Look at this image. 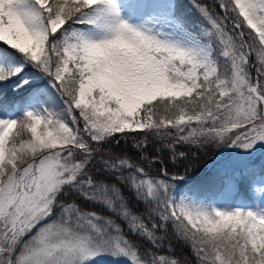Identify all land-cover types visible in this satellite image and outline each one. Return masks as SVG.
Instances as JSON below:
<instances>
[{
	"label": "snow or ice",
	"instance_id": "snow-or-ice-1",
	"mask_svg": "<svg viewBox=\"0 0 264 264\" xmlns=\"http://www.w3.org/2000/svg\"><path fill=\"white\" fill-rule=\"evenodd\" d=\"M217 6L193 20L180 0H0V264H180L152 250L169 229L198 264H264V0ZM126 133L232 149L226 198L105 158Z\"/></svg>",
	"mask_w": 264,
	"mask_h": 264
},
{
	"label": "rangeland",
	"instance_id": "rangeland-1",
	"mask_svg": "<svg viewBox=\"0 0 264 264\" xmlns=\"http://www.w3.org/2000/svg\"><path fill=\"white\" fill-rule=\"evenodd\" d=\"M181 3L184 5V10L185 12L193 19L196 20L199 17V13L195 7V5L197 4H202V5H207L212 11L218 13V14H222L220 8L217 6V0H180ZM252 63H255V57L253 56L251 58ZM255 68L252 69L253 74H255ZM43 88V85H42ZM57 97L59 94H56ZM21 100L19 98H17L16 101V107L19 108L20 104H21ZM116 139L119 140V143H116ZM116 139L113 140V142L110 145H106V146H120L121 142H125L124 140L128 141L129 139L132 141H134L135 144H132L134 147H136V149L141 151L140 155H134V157L138 158L139 160L142 159V161L146 162L147 164H142L144 165L145 170L147 172H149V174H153L154 172H152L154 170L153 168V164H160L161 167L158 169H164L165 165L167 166H178V165H182L183 167H191V165H195L198 166L196 171L191 172V173H182V175H176L173 174L170 177H176L174 181V183L181 189V191L186 192L189 188H193L194 186L197 189V194L199 196H202L204 198H208L211 200H223L226 198L225 194H218L219 192V188L216 192H214L213 190H211V186H208L210 184H207V182L203 181L206 180V174L208 172H212L214 173L213 175L216 177H211L212 181H215V178L217 179V175L221 169L222 163L224 160L229 158V153H231L233 150L223 147V146H217L215 144H206V145H200L201 148H210V150H208L209 152L205 153V154H200L195 152L193 149H197L194 145H190V144H175V136L171 137V138H167V139H163L161 140L160 138L157 137H153L151 135L145 136L144 133H126L124 135L118 136ZM154 141L160 142L161 144L159 145L158 148H156L154 146ZM164 141V143L162 142ZM175 144V152L178 154L180 152H184L186 154V158H184L182 161L181 160H176L173 161L171 159V151L166 147V145L168 144ZM139 144H144L146 145L145 147H138L137 145ZM197 151V150H196ZM198 155H201V162H199L198 159ZM133 162V161H132ZM140 162V161H138ZM134 163V162H133ZM136 164V163H135ZM256 165H257V170L259 168L260 165H264V156L262 157H258L256 158ZM179 167V166H178ZM162 171V170H161ZM196 173V174H195ZM192 174V175H189ZM209 176V175H207ZM183 177V182H181L180 178ZM210 178V179H211ZM213 184V183H211ZM259 187L258 184L254 183L252 185V189L249 193V195L252 197V201L255 204H259L260 200H259V195L260 193L256 191V189ZM210 188V189H209ZM205 189V190H203ZM213 189V188H212ZM239 202L243 203L245 202V197L243 195H241ZM144 205V204H143ZM83 207H86V204H82ZM142 207L141 204L138 203V208ZM132 239H135V237H132ZM137 240V243H139L141 245V250L145 249V248H149L148 245L144 244L142 241L147 242L145 240ZM180 249L179 252L180 253H185V249H190L191 253H192V261H188L186 263L188 264H195L197 260L196 256L193 253V250L186 244H184L183 242H179ZM183 244V246H182ZM164 245V244H163ZM166 246V245H164ZM162 248V247H160ZM164 253L162 250L159 254L161 255H165L162 254ZM184 261V259H183ZM185 262H180V264H186ZM103 264H110V261L105 259Z\"/></svg>",
	"mask_w": 264,
	"mask_h": 264
},
{
	"label": "trees",
	"instance_id": "trees-1",
	"mask_svg": "<svg viewBox=\"0 0 264 264\" xmlns=\"http://www.w3.org/2000/svg\"><path fill=\"white\" fill-rule=\"evenodd\" d=\"M181 3V1H180ZM125 142H121V145L120 146H105L104 147V155H105V158H107V154L108 153H112L113 156H124L128 159H130L131 161H133L134 163L136 164H139L140 166L144 167V165L142 164H147L145 161L143 162L142 159H138L136 157H134V155H140L141 154V151L136 149V147H134L132 144H135L134 141L132 140H124ZM164 143V141H162ZM161 143L160 142H157V141H154V146L156 148L159 147ZM197 149V151L195 149H191V150H194L195 152L197 153H200V154H205L207 152H209L208 150H210V148H201L200 145H194ZM97 161L100 160V157L97 156L96 157ZM199 162H201V155H198V159H197ZM140 161V162H138ZM156 166H158L159 168L161 167V165L159 164H156ZM155 166V163L153 164V168L154 170L152 172H154V174L158 173V172H161L162 169H158V167ZM179 166V167H178ZM178 166H167L165 165V168L167 169L168 173H169V176H172L173 174H176V175H182V173H191L194 171H196L197 167L196 164L194 165H191L192 168L188 167H183L182 165H178ZM96 168L99 169L100 168V165L99 163L96 165ZM146 168V167H145ZM147 169V168H146ZM127 174V173H125ZM196 174V173H195ZM214 173L212 172H208L206 174V180H203L205 182H207V184H210L208 186H211V190H213L214 192H216L219 188V185L216 183V178H215V181H212V178L213 177H216L213 175ZM189 175H192V174H189ZM209 175V176H207ZM212 177V178H211ZM211 178V179H210ZM122 179V177L120 178ZM214 179V178H213ZM115 182V181H113ZM172 183H174V181H170ZM213 183V184H211ZM124 189V195L130 205V207L132 208L133 211L135 212H143L144 211V208H145V205H143V203L139 202L135 196L133 195V193L125 186L121 185ZM210 189V188H209ZM205 190V189H203ZM79 202V201H78ZM138 203L142 205V207L138 208ZM86 208L88 210H95V211H98V212H101L103 215L107 216V217H111L113 220H115L117 223L121 224L122 226L124 225V222L117 216H115L112 212L106 210V209H103L97 205H91V204H86ZM125 231L127 232V228L125 226ZM159 235H163V233H158ZM135 239H138L137 237H135ZM134 239V240H135ZM140 241H142V239H138ZM137 241V240H136ZM144 244L148 245L149 248H152V245L149 244L148 242H144L142 241ZM180 241H178L175 236L172 234V231L171 229H169L168 233H167V239L164 241V246L162 248H152V250L154 252L158 251L159 253L161 252V250L164 252L162 254H165V256H168V257H175L177 258L180 262H188V261H192V253L190 251V249H185V253H180L178 249H180V244H179ZM180 245V246H179ZM170 246V248H169ZM183 246V244H182ZM184 259V261H183ZM196 263L195 264H198L197 260H195ZM188 264V263H186Z\"/></svg>",
	"mask_w": 264,
	"mask_h": 264
}]
</instances>
